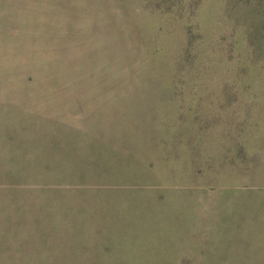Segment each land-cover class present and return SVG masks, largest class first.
<instances>
[{
	"label": "rangeland",
	"instance_id": "rangeland-1",
	"mask_svg": "<svg viewBox=\"0 0 264 264\" xmlns=\"http://www.w3.org/2000/svg\"><path fill=\"white\" fill-rule=\"evenodd\" d=\"M0 264H264V0H0Z\"/></svg>",
	"mask_w": 264,
	"mask_h": 264
}]
</instances>
